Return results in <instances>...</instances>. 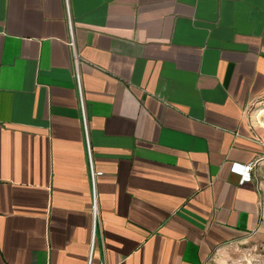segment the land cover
<instances>
[{"label": "crops", "instance_id": "crops-1", "mask_svg": "<svg viewBox=\"0 0 264 264\" xmlns=\"http://www.w3.org/2000/svg\"><path fill=\"white\" fill-rule=\"evenodd\" d=\"M260 99L264 0H0V264H231Z\"/></svg>", "mask_w": 264, "mask_h": 264}, {"label": "rangeland", "instance_id": "rangeland-1", "mask_svg": "<svg viewBox=\"0 0 264 264\" xmlns=\"http://www.w3.org/2000/svg\"><path fill=\"white\" fill-rule=\"evenodd\" d=\"M264 99H260L249 107L250 120L257 129H264ZM230 254L231 264H264V241H247Z\"/></svg>", "mask_w": 264, "mask_h": 264}, {"label": "built area", "instance_id": "built-area-1", "mask_svg": "<svg viewBox=\"0 0 264 264\" xmlns=\"http://www.w3.org/2000/svg\"><path fill=\"white\" fill-rule=\"evenodd\" d=\"M251 168H252V165H249L248 167H246L244 171H243V169L238 168V167H233L232 169H233V171L238 172V173H240V174L245 173V174L248 175V171H249ZM246 179L248 180L249 177H248V176H247V177L244 176V180H246ZM243 182H244V181H243Z\"/></svg>", "mask_w": 264, "mask_h": 264}, {"label": "bare ground", "instance_id": "bare-ground-1", "mask_svg": "<svg viewBox=\"0 0 264 264\" xmlns=\"http://www.w3.org/2000/svg\"><path fill=\"white\" fill-rule=\"evenodd\" d=\"M261 116L264 117V111L261 112Z\"/></svg>", "mask_w": 264, "mask_h": 264}]
</instances>
